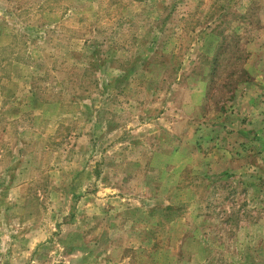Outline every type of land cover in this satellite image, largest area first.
<instances>
[{"label":"rangeland","instance_id":"374dc122","mask_svg":"<svg viewBox=\"0 0 264 264\" xmlns=\"http://www.w3.org/2000/svg\"><path fill=\"white\" fill-rule=\"evenodd\" d=\"M0 264H264V0H0Z\"/></svg>","mask_w":264,"mask_h":264}]
</instances>
